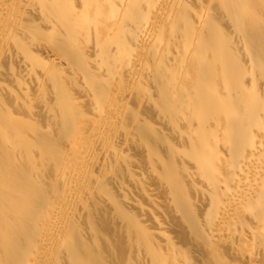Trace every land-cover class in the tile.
Listing matches in <instances>:
<instances>
[{
    "label": "bare ground",
    "instance_id": "6f19581e",
    "mask_svg": "<svg viewBox=\"0 0 264 264\" xmlns=\"http://www.w3.org/2000/svg\"><path fill=\"white\" fill-rule=\"evenodd\" d=\"M0 264H264V0H0Z\"/></svg>",
    "mask_w": 264,
    "mask_h": 264
}]
</instances>
